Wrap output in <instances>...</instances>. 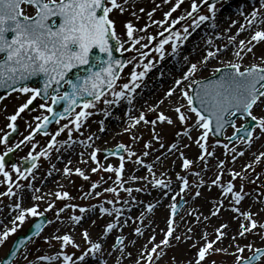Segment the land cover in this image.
Returning a JSON list of instances; mask_svg holds the SVG:
<instances>
[{
  "label": "snow or ice",
  "instance_id": "obj_1",
  "mask_svg": "<svg viewBox=\"0 0 264 264\" xmlns=\"http://www.w3.org/2000/svg\"><path fill=\"white\" fill-rule=\"evenodd\" d=\"M168 2V0H165ZM184 0H176L175 5L171 10L165 13V17H172V14L181 7ZM220 0H192L191 10L187 11L184 15H181L178 19H172L171 24L177 25L180 21L190 19L191 23L183 27L182 31H175L174 29L165 27L158 35L162 37L156 44L154 51L159 53V60L163 61L166 55L165 46H170L171 55L178 57L184 44L193 36L194 32L201 27V25L208 26L215 30L219 27L217 24V4ZM29 6L35 9L34 15H28L25 12L23 6ZM127 5H131L134 8L133 0H0V87L11 88L12 91H18L24 94H30L29 98L25 103L21 104L17 111L8 116L7 119L10 123L7 124V128L10 132H4L3 136L0 137V144L5 145V150L0 154V174L7 178L9 187L7 192L0 193V196H15L17 192L13 190L12 185V172L17 174L18 179L27 180L35 169L39 167L37 161L41 158H48L50 151L55 148L57 143V137L61 133L66 132L67 139L61 143L68 147H72L74 144H86L85 140H76L73 138V131L79 133L84 126L88 117L94 114L90 109H96L98 113H103L105 119L99 121L100 128L99 132L106 131L105 120L109 117H114V108H117L121 103L126 104L125 116L130 121L129 126L124 131H131L132 128L137 127L141 123L156 125L157 121L160 123L173 124V119L166 115L164 112H160L156 119L149 120L145 115L143 109H137L135 106V100L139 93L137 89L146 87L144 81L147 73L154 67L156 62L149 60V62L138 61L135 68H140L141 71H136L135 68L130 73V82L119 84L120 73L123 71L126 64L132 63L136 60L133 56L131 60L125 61L118 58L114 53H120L123 55L127 51L135 50L141 58L147 57L148 53L141 50V48H148L149 43L156 41V36L148 35L147 28H137L131 21H127L124 24L126 28V35L128 41L131 42L132 48H126L125 42L121 40L119 33L117 32L116 21L112 18L111 14L115 9H118L121 13H124ZM258 7L253 6L252 10L245 14L243 9L240 10L241 15L245 16L246 23L241 25L235 35L228 37V43L222 47L217 46L215 50H207L206 54L198 63H191L189 61V67L187 72L181 79L175 81L176 86H180L184 80H188L190 77L194 78L202 66H206L210 60L216 59L223 67H216L209 77L201 80L192 79L191 84L197 85L195 89V95H190L187 90L182 92V96L187 100V110L194 113L196 120L195 125L187 126L183 135L190 136L192 127L203 129L202 134L195 141L206 156H212L214 153L208 151V145L206 143L210 133H222L227 126H231L234 129L233 136L228 139H238L248 146H251L253 139L259 137L254 135L256 130L259 129L260 133H264V116H257L254 114V108L264 105V55L259 57L260 63H250L248 66H243L240 61H243L244 57L248 53H252L253 60L257 59L253 49L256 44L264 42V0H258ZM206 6L209 14H202L201 9ZM143 12L144 9L139 10ZM136 15L135 11L132 12ZM149 18L152 17V13H148ZM54 18H59V22ZM210 22V23H208ZM158 24H165L166 21L156 22ZM237 21H233L232 25L229 26V30L234 26ZM255 28V31L251 35L250 39H241L237 43L236 37L241 32L251 31ZM191 29V30H190ZM137 32H144L143 36L134 35ZM165 32L171 34L165 36ZM219 38V37H218ZM141 40L146 41L141 48H136V45H140ZM115 42V43H113ZM255 42V43H254ZM212 39L207 40L209 49L212 45ZM199 47V45H195ZM233 47L231 55L237 62L231 60L221 59V56L229 48ZM183 59L188 61V56H184ZM74 70H76L74 72ZM69 74H73L74 78L70 77ZM219 74L218 78H215ZM161 77L164 72H160ZM41 77L42 84L40 86H30L26 82L33 78ZM16 85H20L16 87ZM64 85H68L70 90L61 89ZM174 89L167 92L168 96H172ZM111 97V98H109ZM40 98L44 101L39 107L44 109L50 115L36 116L35 119L38 123L35 125V132L44 131L47 135V129L52 121L57 124L60 123L61 119L70 118L68 123H65L59 127V129L51 136L47 148L41 150L38 154H33L35 145H33V151L28 153V156L23 158L19 163L9 164L7 157L13 153L16 149H19L21 144L25 142H31L34 138L35 133H30L25 136L20 142L10 145V137L12 133L17 132V120L34 101ZM3 99V97H0ZM51 101V103H49ZM63 102V111H57L56 106ZM199 103V107L196 103ZM103 103L106 107L104 109H97V104ZM159 103H163L161 100ZM156 106H148L147 110L154 112ZM182 106L175 107L174 111L178 115V119L181 124L187 125L189 117L185 112L181 111ZM79 108V111L76 109ZM139 111V115H133L134 112ZM119 119V117H116ZM235 118V119H233ZM236 119H243L244 123L237 126ZM31 127V125H29ZM3 132V129H0ZM95 134L89 135L87 141H93ZM179 135V133L177 134ZM97 139L99 137H96ZM153 138L160 140L161 136L153 131ZM133 140L137 139L136 136L132 137ZM201 141H204L202 143ZM219 143V141H217ZM164 147L163 144L160 145ZM189 145H185L188 147ZM87 147L92 148L89 153V157L93 162H96L98 167L91 169L93 173L97 172L104 166L100 164L98 154L101 153L99 147H94L93 143H87ZM145 147H151V143L145 145ZM228 147L227 144L224 145ZM172 149L179 150V146L176 143L171 145ZM59 151L58 149H56ZM123 150L127 153L128 158L135 156V152L127 148L123 143L117 146V152ZM107 151V150H106ZM233 153L236 149L231 150ZM117 152L108 151V155H116ZM149 153L144 152L143 155L147 156ZM240 156L244 155V152L239 153ZM81 162L87 164L88 161L83 159L84 153H80ZM183 157V153H181ZM205 155L199 157L200 160L206 159ZM260 156H264V152L260 153ZM62 159V157H60ZM257 157V162H259ZM121 164L119 168H114L113 165L109 164L105 171H115L117 180H121V174L124 169L125 156H119ZM159 160V157H157ZM235 157H233V162ZM136 163L142 164L143 161L137 160ZM194 161L184 158L182 167L184 169H190V166ZM71 159L67 160L65 167L63 168V176L70 178L73 172L85 180L89 179L85 172L81 168H75L74 170L69 167L71 165ZM148 171L151 173L153 165L146 166ZM220 169V173L216 179L212 180V184L221 188L224 196L227 198L231 195L229 202V209L239 214L234 219H240L243 217L245 222H241L239 225L238 236H245L246 233L252 232L256 228H264V224H260L253 217L258 213H252L251 211H243L236 205H239L242 200L245 199L248 193L244 192L243 184L240 185L238 190H235L234 181L237 177L241 180L247 179L245 176H241L239 172L232 171V180H229L227 184L221 182V176L223 174L224 162L220 161L217 165ZM251 168L252 165H247ZM207 168V165L205 166ZM10 169V170H8ZM61 170L55 165H52V170L48 172L51 176L53 172H60ZM199 176V173H196ZM35 179V177H33ZM103 179V178H102ZM136 179H147L146 177H132ZM178 179L182 182L180 193L185 192L189 188V181L183 176H178ZM121 183L123 181L121 180ZM202 183V182H201ZM155 185L160 187H169L170 181L165 183L164 180H155ZM31 183L28 187H31ZM99 185L93 183L92 189H96ZM15 187L18 189L22 187L20 184H16ZM58 187L63 188L62 184H58ZM39 188H35L34 192H40ZM106 192L117 193L118 190L115 187L105 189ZM131 193L133 189H125ZM141 191V189H136ZM45 195H34L33 199L36 201H43ZM57 199H71L68 191H56L51 193ZM85 195H92V193H85ZM100 195V193H96ZM201 193L195 192V196L199 197ZM175 199V197H173ZM107 203L111 204L109 200ZM73 209L78 207L80 215H71L69 219L75 224L79 225L83 220V214L88 212L89 209L85 207H79L77 205H71ZM153 205L148 206V211L151 212ZM224 207L223 201L218 202L217 212H213V215H217L219 209ZM55 209V203L49 202L47 207L41 211L39 204H33L31 207H23L22 197L21 202L15 203L11 210L16 213L11 220L12 227L5 228L0 233V245L8 239L9 235L17 232L18 228L23 226L29 217H45V214ZM99 212L112 215L109 208L100 205L98 208ZM2 211V209H0ZM64 208H60L56 212L57 219H60L59 213L63 212ZM119 210H117L118 212ZM264 211V209H261ZM177 214V205L171 206V217L168 221L167 232L165 233V239L160 243H155L149 250L145 246L147 255L145 256L142 252L141 259L146 260V264H153L154 254H157V249L161 248V244L168 246L170 238L176 241L181 240V236L174 235L175 228L173 227L174 217ZM63 221L61 220V223ZM53 223L50 219H41L39 223H34L32 236L28 237L29 242L34 237H39L47 224ZM95 221H93V224ZM119 221L116 223H108L105 231L111 233L117 226ZM228 225L224 224L221 228L216 229V239L208 240V233L205 232L201 239L205 242L201 245L196 253L194 264H203L206 258L214 252H227V248L215 247L217 242L222 243L223 238L227 236V233L222 229L227 228ZM193 229L189 228L188 232H192ZM59 232V229H57ZM137 235H143L139 228L135 229ZM84 240L90 244V248L82 252L79 257L74 259L75 254H68L63 249L68 246L80 248V245L76 243L75 238L70 233L63 235H54L52 237H44L45 242L51 244V240L55 239L60 242L61 251L56 255H41L37 259L39 261H57L61 260L62 264H85L86 259L95 258L97 253L101 252L102 245L98 242H92L88 229H84L82 233ZM156 239L155 235L150 238V243ZM185 240L192 239L191 236L185 235ZM232 240H236V236L232 237ZM123 242L122 237H118L116 240L117 244ZM24 244V241H20ZM199 241H196L191 245L195 248ZM232 245H229L231 247ZM115 247V245L113 246ZM236 252L240 253L235 261V264H256L264 257V248H255L252 255L244 257L242 254L245 248L253 250V245L247 244L240 246L235 245ZM119 251L123 252L124 249L120 248ZM160 254H163L162 251ZM15 255V253H13ZM130 256L131 253H128ZM235 255V253H233ZM27 259V256H25ZM29 264H32L29 261ZM106 264V262H105ZM119 264V260H117ZM136 264H140V260L136 261ZM188 264H193L189 261ZM211 264H215L212 261Z\"/></svg>",
  "mask_w": 264,
  "mask_h": 264
},
{
  "label": "rangeland",
  "instance_id": "obj_2",
  "mask_svg": "<svg viewBox=\"0 0 264 264\" xmlns=\"http://www.w3.org/2000/svg\"><path fill=\"white\" fill-rule=\"evenodd\" d=\"M137 2L138 0H133L134 8L131 5H127V10L124 13H121L118 9H115L113 11L111 16L116 21L117 32L119 33L121 40L125 42V47L129 49L132 48V44L130 41H128L126 28L124 27V24L127 21H131L137 28H147V34L156 36V41L149 43L148 48H141V45L146 43V41L144 40H141L140 45H136V48H141L142 51L148 53L147 57L141 58L135 50L127 51L124 53L125 61L131 60L133 56L136 57V60H133L130 64H126L123 71L120 73V80L118 81V83L123 84L125 82H130V73L135 68V65L138 61L143 60V62H149V60H151L156 62V67L152 68L147 73L144 83L153 85L154 83L156 84L162 80L158 72L160 64L170 61V59L173 57L170 54V46L166 45L165 58L163 61L159 60V53L154 51V48L159 39L162 38L158 34L163 31L165 27L174 29L175 31H182L185 25L190 24V19L180 21V23L177 25H172L171 20L178 19L187 11H190L192 0H184V2L181 4V7L172 14V17L168 18L165 17V13L171 10V8L175 5L176 0H168V2H165V0H147L146 2L139 4ZM253 6H259L258 0H221L220 3L217 4V15L219 13L223 14V16L216 21L219 27L213 30L208 26L207 23L205 25H201L199 29L204 28L206 30V33L204 35L200 34L197 36L201 40V47L198 50L200 56L196 60H192L190 62L198 63L206 54L207 50L214 51L217 46L222 47L224 44L228 43V37L235 35L240 26L246 23L245 16L239 14L240 10L243 9L244 13L247 14L252 10ZM141 8L144 9L143 12L139 11ZM24 9L28 15H34L35 10L32 7L24 6ZM133 11H135L136 15L132 14ZM149 12L152 13L151 18H149L148 16ZM226 12H230V14ZM201 13L209 14L206 6L202 7ZM166 20L167 23L165 24L156 23ZM233 21H237L238 23L232 26L229 30V26L232 25ZM261 27H264V25H262ZM199 29L194 32L193 36L198 32ZM254 31L255 28H253L251 31L241 32L240 35L236 37L237 43L241 39H250ZM170 34V32L164 33L165 36H168ZM134 35L143 36L145 35V33L137 32ZM193 36H191L189 40ZM208 39H212L213 41L210 49L209 45L207 44ZM185 47L186 43L184 44L182 49H184ZM233 50V47L229 46V48L221 56V59L237 62L231 55ZM185 52L188 53L189 49L185 48ZM253 52L255 53L257 59L254 61L252 53H248L244 57L243 61H240L243 66L246 67L253 62L260 63L259 57L261 55H264V42L259 43V45H257L253 49ZM189 66V59L188 61H185L183 59L177 62L176 67L170 72V79H166L168 80L169 84L165 86V91L174 89L173 95L164 96V94L162 93V96L157 98L158 103L152 105L156 106L158 104L159 106H161V103H159L161 100L164 102V100L172 99V97L176 98L177 104L175 107L182 106L181 111L185 112V114L189 117L187 125L181 124L178 119L177 113H175L174 111L175 108H172L170 112L165 114L170 116L173 119L174 123L171 125L167 123L156 124L159 128L155 131V133L160 134V140L153 138L154 130H152V127H148L149 124H146L148 130L144 128L139 132H135L133 128L131 129V131H124V129H122L119 131V133L109 134L108 126L110 127V123L115 118V116L109 117L105 120L106 131L101 133L99 132V121L105 119V117L103 113H98L96 109H90L89 111H93L94 114L87 118L81 131L79 133L73 131V138L76 140H85L86 144L81 145L77 143L72 145V147L63 145L61 142L67 139L66 132H64L61 133L58 137L57 146L53 154V159H56V162H59L61 161L60 157H63V154L68 149H72L74 159L79 160V162H77L73 167L71 165L68 166L73 170L77 167L81 168L85 172V175L89 177V179L85 180L84 178L73 172L70 178L65 177V181L62 184L63 188L56 187L50 193H44L42 191L34 192L35 188L40 189L44 183H47L50 177L48 175V172L52 170V166H47V163H45L40 167L39 171L32 173V176H29L27 180L18 179L16 173L13 171L12 181L13 178H15L16 180V182L13 184V190L17 192V195H5V197L0 196V209H2V211H0V233H2L6 227H12L11 220L16 213L11 210V207L15 203L21 202V197H23V194H26L28 198L27 204H24V201L22 200L23 207L26 208L31 207L33 204H39L40 210L43 211L47 207L49 202L55 203V209L46 213L48 215V219L52 220L53 223L48 224L44 231H42L41 235L32 240L27 245V247L19 253L17 259L13 262V264H29V261H31L32 264H62V258L61 260L52 262L39 261L37 259L41 255L52 256L61 251V245L59 241L52 239L51 244L49 245V243L45 242L44 237H52L57 233V229H59L58 234L68 232L70 229L75 228V226H82L85 227V229H88L92 242L102 243V241L110 239V243L107 247L108 249L105 251H101V254L104 253L103 256L106 255L104 256L105 260L102 257V260H100L99 264H105V262L106 264H117V260H119L120 264L123 260H127L130 257L133 264H136V261L138 259L140 260V264H146V260L141 259L142 252L145 256L147 255L145 246H147V249L150 250L155 243H160L161 241H163V236L167 232L168 228V225H163L162 231L158 233L157 236H155V241L151 243L143 241V235L136 234L135 229L137 228H139L141 232L145 234V236L148 234L146 232H148L149 228L151 227L150 224L152 221H146V218L150 213L148 211V206L153 204L144 203V205L146 206V211L137 220L129 221L128 215L132 212H135L137 207H139L143 203L141 197L149 191L153 192L154 194L160 193V199L158 200V202L165 201L169 203V206L166 210L169 214L168 221L170 218H172L171 206L173 204L177 205L181 200L184 201V208L178 216L174 217L173 223V227L175 228L174 235L181 236V240L176 241L170 238V243L168 246H164L163 244H161V248L157 249V254H154L153 264H188L189 261L193 262L194 264L197 250L205 242L203 239H201V237L205 232H207L208 240H215V235H217L216 229L226 224L224 221L226 216L225 214L228 212L227 210H230L229 202L232 198L229 194L225 201L223 199L224 207L220 208L218 214L213 215L211 219V221L213 220L214 225H209L208 222L202 230H199L192 225L193 231L189 232L188 235L191 236L192 239H184V235H186L185 229L190 223L195 222L194 219L196 213L202 210L203 205L205 207L209 206L207 204L208 200L211 199L213 204L218 191H221L220 187L211 183L212 180L216 179L217 175L220 173V169L217 167L220 161L224 162L223 174L221 176V182L223 184L226 185L229 180H232V171L239 172L241 176L247 177V179L244 180H241L239 177H237L234 181H232L235 185V190H238L240 188V185L243 184L244 192L249 194L245 197L244 200L241 201L239 205H236V207H239L241 209V212L251 211L252 213H255L256 210H260L258 215H255L253 218L256 219L260 224H264V211H261V209H264V156H260L259 153L262 149L264 150V133H260L259 129H257L254 135L258 136L259 138L253 139L251 146H248L242 141L228 144L226 142V139L234 133V129L232 127L228 128L224 132V138L223 140H219V143H217L218 140H215L209 134L206 143L208 145V151L214 154L212 156H206L199 145L195 142L202 134L203 129L192 127V130L190 132L191 138L183 135V132L185 131L187 126L195 125L196 117L194 113L187 110V100L183 98L182 92L184 90H187L190 94V88L188 87V85L191 84L192 79L201 80L209 77L216 67H223V65H221L218 60L212 59L206 66L201 67L200 71H198L194 78L190 77L188 80H184L180 86H176L175 81L177 79H181L184 76ZM135 70L141 71L142 66L140 68H135ZM141 89L142 88L137 89L139 95H137L134 102L136 108H140L142 104L141 99L143 97V93H141ZM22 94L23 93L15 92L13 93V95H9L8 97H6L5 100L0 104V117H4L5 123V120H7V116L10 115L9 113L5 114V112H8L10 108L14 111V108L17 105L23 104V102L25 101L28 94ZM105 107L106 106L103 103L97 104V109H104ZM158 107H156V109ZM6 108L7 110H5ZM125 108L126 104L122 102L119 107L113 109L116 117H120L119 119H115L118 120V124H120L121 126L123 125L122 122L127 119V116H125ZM39 110L35 109L30 114L22 113L23 115L19 118L18 121L19 132L16 138H14V142H16L20 137L27 134V132L31 129L33 123L36 122V116H42L39 115ZM79 110V108L76 109V111ZM135 114L136 112L133 113V115ZM254 114H256L257 116H264V105H260L259 107L254 108ZM146 116L148 119L153 120L156 119L157 115L150 114ZM69 119L70 118H66L63 121H60L59 125L61 126L65 123H68ZM236 124L237 126H240L241 124H243V121L241 119H237ZM29 125H31V127H29ZM2 133L3 132H0V136L2 135ZM178 133L179 135H177ZM92 134H95L93 137V141H87V137ZM133 136H136L137 139L133 140ZM96 137L99 138L97 139ZM102 139L105 140V142H103ZM14 142L10 143V145H12ZM201 142L204 143V141ZM87 143H93V146L99 147L101 149V152L104 149H112L123 143L131 151L135 152V156L128 158L127 153L124 151V169L121 174V180L123 181V183H121V180H117L115 171L109 172L104 170L105 166H108L109 164L113 165L114 168H119L121 160L116 157L102 159L101 153H99V162L104 167L100 168L95 173H93L92 171L86 172L88 169L98 167L97 163L93 162L89 157V153L92 151V148L87 147ZM148 143H151V147H145V145ZM173 143L178 144L179 150L171 148V145ZM161 144H163L164 147H161ZM225 144L228 145L227 148L224 147ZM185 145L189 146L185 147ZM233 148L236 149L235 153L231 151ZM56 149H58L59 151H57ZM241 151L244 152L243 156L239 155ZM144 152H148L149 154L145 156L143 155ZM17 153L18 156H21L23 154V152L20 150ZM80 153H84L83 159L88 161L87 164L81 162ZM181 153H183V157L181 156ZM163 155H172L169 163H163V161H166L165 158H162ZM202 155L206 156L205 160L199 159V157ZM157 157H159V160H157ZM185 157L194 161V163L190 166V169H184L182 167L183 159ZM233 157H235L234 162ZM257 157H260L259 162H257ZM137 160H141L143 161V163H136ZM247 161H249L248 164L246 163ZM249 164L252 165L251 168L247 167V165ZM65 165L61 167L62 170ZM147 165H153V168L152 172H149L145 176L147 179L141 180V187L139 188L141 189V191H136V189H133L131 193L125 191L126 184H128V177L131 174L135 173L136 170L139 171L138 173L146 172V170H148L146 167ZM206 165L207 168H205ZM62 170L60 172H62ZM60 172H55V174H58ZM196 173H199V176H197ZM51 176L54 175L52 174ZM178 176H183L189 181V188L179 195H177V193L180 192L182 182L178 179ZM33 177H35V179H33ZM203 179H205V182L208 181V183H204V185L201 186L199 185V183H201L200 181ZM155 180H164L165 183H168L170 181V186L167 188L156 186ZM0 181V192L5 193L9 187V183L6 182L5 179H2L1 176ZM17 183L22 185V187L17 189L15 187ZM30 183L32 186L28 187ZM93 183H97L99 186L96 189H92L91 185ZM110 187L117 188L118 194L105 191L106 188ZM56 191H68L72 198L64 200L57 199L54 195H51V193H55ZM197 191L201 193L199 197L195 196V192ZM214 191L216 192V195ZM85 193H92V195H85ZM96 193H100V195H96ZM44 194L49 195H45L43 201H36L33 199L34 195ZM173 197H175V199H173ZM109 200L112 201L111 204L107 203V201ZM71 205H77L79 207H85L89 209L88 212L83 214L84 218L79 225L75 224L69 219L71 215H80L78 207L76 209H73L72 207H70ZM100 205L109 208L112 212V215L101 214L94 218V213L98 210ZM60 208H64V211L59 213L60 219H57L56 212ZM214 208L215 212H217L218 204H215ZM117 210L119 211L117 212ZM36 218L37 217H29L24 225L18 228L16 233L9 235L4 244L0 245V260L7 253L13 239L18 234L24 233L26 228H28ZM61 220L63 221L62 223ZM117 220L120 222V224L115 227L116 230H113L111 233H107L105 231L106 225L110 222L116 223ZM93 221H95L94 224ZM242 222L247 223V221L243 220ZM197 232L199 233V235L196 236L195 234ZM118 237L123 238V242L120 244L116 243ZM196 241H199L197 246L195 248L191 247V245ZM134 242L136 243L134 244ZM186 242L189 248L181 249L182 245H184ZM250 243L253 245V250H248L247 248H245V251L242 254L244 257L251 256L255 248H264V228L258 227L252 232L246 233L245 236H240L239 242L237 244H239L240 246H244ZM142 244H144V247L140 246ZM79 245V249L68 246L67 248L63 249V251L67 252L68 254L74 253L75 256L73 258L76 259V257H79L82 252L90 248V244L86 242L84 238L81 240ZM114 245L115 247H113ZM133 247H140L141 249L140 254L136 257L128 255V253H131ZM215 247L227 248V252L229 249H232V253L229 254L227 252H214L206 258L203 264H211L212 261H215V264H235L237 256L241 255L240 253L236 252L235 246H231L230 248L224 247L222 244L217 242ZM120 248H123L124 251H119ZM161 251L163 254H160ZM233 253H235V255H233ZM98 254H96V256H98ZM25 256H27V259H25ZM256 264H264V257H262Z\"/></svg>",
  "mask_w": 264,
  "mask_h": 264
},
{
  "label": "bare ground",
  "instance_id": "obj_3",
  "mask_svg": "<svg viewBox=\"0 0 264 264\" xmlns=\"http://www.w3.org/2000/svg\"><path fill=\"white\" fill-rule=\"evenodd\" d=\"M146 1L147 0H138L137 3L138 4L139 3H144ZM226 13L230 14V12H226ZM222 16H223V14L219 13L217 15V19L221 18ZM205 33H206V30L204 28L199 29L198 32L190 40H188L186 42V47L185 48L189 49L188 53L185 52V48L181 49L180 55L178 57L173 56L170 59V61L165 62L163 64H160V66L158 68V72H159V74H160L161 71L164 72V75L161 77L162 80L160 82L156 83V84L154 83L153 85H149L148 83H144L146 85V87H142V89H141L142 90L141 93H143V97L141 99L142 104H141V107L137 108V109H143L144 112H145V115H150V114L158 115L160 112L168 113V112L171 111L172 108H175V106L177 104V102H176L177 100H176V98L172 97V99L164 100V102L161 103V106H159L154 112L147 110L148 106H152V105L158 103L157 98L162 96V93L164 94V96L167 95L168 91H165V86H167L169 83H168V80H166V79H170V76H169L170 72H171V70H173L176 67L177 62H179L180 60H183L184 56H188L189 61L196 60L200 56V53L198 51L200 49V47H201L200 46V40H198L200 38H198L197 36L200 35V34L204 35ZM195 45H199V47H196ZM257 45H259V44H256V46ZM139 114H140L139 111H136L135 116H138ZM115 118H116V115H115ZM115 118L110 123V127L108 126L109 134H111V133L112 134L113 133L114 134L115 133H119L120 130L125 129L126 127L129 126L130 121L128 120L127 117H126L127 119H125L122 122L123 123L122 126L120 124H118V120H116ZM149 120H151V119H149ZM157 123H160V122L157 121ZM117 125H120V126H117ZM148 127H152V130H154V131H156L159 128V127H157V125H151V124H149ZM144 128L146 130H148L147 125L141 123L137 127L133 128V130L135 132H139V131H141ZM102 141L105 142V140H103V139H102ZM261 152H264V150L262 149L259 153H261ZM162 158L166 159V161H163V163H169L171 158H172V155L171 156L163 155ZM69 159H71V161H72V164H71L72 167L75 166V164L77 162H79V160H75L74 159L73 150L72 149H68L63 154V157L61 159V164H60L61 167H63L66 164L67 160H69ZM248 162L249 161H247L246 163L248 164ZM55 166L57 168H59L60 170H62L61 167H59V163L56 164ZM105 168H107V166H105ZM90 171H91V169H88L86 172H90ZM138 172L139 171L136 170L135 173L131 174L128 177V181H127L128 184H126V189H129V188H131V189H139L141 187L140 186V182H141L142 179L133 180L132 177H145L149 173V171L146 170V172H142V173L141 172L138 173ZM208 177H210V176H208ZM64 181H65V177L63 176V173L60 172L52 181H50L43 189H41V191L44 192V193H50L54 188H56V187L58 188V184H63ZM200 182H202V183H199V185H201V186H203L204 183L205 184L208 183V181L205 182V179L201 180ZM214 193L216 195L215 191H214ZM22 196H23L22 200L24 201V204H27L28 201H27L26 195L23 194ZM141 199L143 200V203L139 207H137L135 212H132L131 214L128 215L129 221L137 220L146 211V206L144 205V203L153 204L154 205V203H156V201L158 202V200L160 199V193L154 194L153 192L149 191V192H146L141 197ZM223 199L225 201L227 198L224 196L222 190L220 192L218 191V194H217L216 198L214 199L213 204H212L211 199L208 200L207 204L209 206L205 207L203 205L202 206V210L198 211L196 213L195 219H194L195 222L190 223L186 227L185 234L187 236L189 235L188 229L192 228V225L194 227H196L197 229H199V230H202L204 228V226L208 222H209V225H214L213 220L211 221V219L213 217L212 213L215 212V208H214L215 204H218L219 201H223ZM168 206H169V203H167L165 201H161L155 207H153L152 211L149 213L148 217L146 218V221H148V220L152 221L151 224H150L151 227L149 228L148 232H146V233H148L146 236L143 233V237H144L142 239L143 241L148 243L150 241V238L153 235L157 236L158 233H160L162 231L163 225L166 226V224L168 222V213L166 211ZM227 211L228 212L225 214L226 216H225L224 221L228 225V227L222 229L223 231L225 230L224 232L227 233V236L223 238V242L222 243L218 242V243L222 244L224 247H229V245L235 246L239 242L240 236L237 235V232L239 231V225H240V223L243 220V217H241L240 219H234V217L239 216L238 213L233 212V211L230 212V210H227ZM259 212H260V210H256L255 211V213H259ZM101 214H104V213H101V212H99V210H97L94 213V218H96L98 215H101ZM119 224H120V222L117 223V226ZM218 228H221V226L218 227ZM84 229H85V227L75 226V228H72L68 232H65V233H70L75 238L76 243L79 244L81 242V240L84 238L83 235H82ZM113 230H116V228H114ZM65 233L58 234V232H57L55 235H63ZM195 235L197 236V235H199V233L197 232ZM234 235L236 236V240L235 241L232 240V237ZM184 237H185V235H184ZM215 238H216V235H215ZM136 242H137V240H136ZM136 242H134V244ZM109 243H110V239L106 240V241H102V243H101V245H102L101 251L107 250L108 249L107 247H108ZM140 246L144 247V244H142ZM186 248L187 249L189 248L187 246V242L184 245H182L181 249H186ZM140 250H141L140 247H138V248H134L133 247V249L131 250V255L134 256V257L138 256L140 254ZM231 251H232V249H229L227 253L231 254L232 253ZM103 254H101V252H100L98 254V256H96L95 258L86 259L85 264H99L100 260H102V257L104 258V256H106V255L103 256ZM104 260H105V258H104ZM131 260L132 259L130 257L127 260H123L120 264H133V262H131ZM78 264H79V262H78Z\"/></svg>",
  "mask_w": 264,
  "mask_h": 264
},
{
  "label": "water",
  "instance_id": "obj_4",
  "mask_svg": "<svg viewBox=\"0 0 264 264\" xmlns=\"http://www.w3.org/2000/svg\"><path fill=\"white\" fill-rule=\"evenodd\" d=\"M114 54L118 57V55L116 53H114Z\"/></svg>",
  "mask_w": 264,
  "mask_h": 264
}]
</instances>
